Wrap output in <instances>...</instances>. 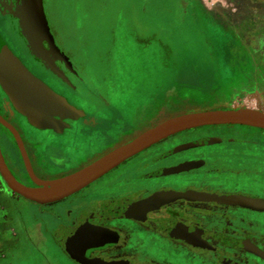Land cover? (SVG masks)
Returning <instances> with one entry per match:
<instances>
[{"label":"flooded vegetation","instance_id":"af4514ba","mask_svg":"<svg viewBox=\"0 0 264 264\" xmlns=\"http://www.w3.org/2000/svg\"><path fill=\"white\" fill-rule=\"evenodd\" d=\"M16 1L0 0V17L9 15L6 6L16 5ZM177 2L183 11H186V7L197 8L196 0H177ZM260 2L264 3V0ZM250 20L255 24L264 22V17H253ZM18 28L21 33L19 21ZM257 29L253 31V39H264V30L261 32ZM5 34L0 20V52L5 47L13 51ZM23 38L27 45L24 36ZM247 40L248 37L246 42L249 46L250 42ZM224 44L227 45L225 42L222 45ZM227 47L231 52L229 45ZM251 50L264 51V42L258 45L256 43V47L253 46ZM16 55L33 74L65 95L71 103L78 105L67 92L71 88L79 91L84 83L83 77L78 70L74 71L65 59L51 56L63 74L61 76L36 56H27V59L25 56ZM209 57L215 59L214 56ZM227 60L230 63V56L220 59L221 65L226 64ZM226 72L215 69L212 78L211 75L208 78V84L207 81L200 80L197 86L196 84H185V86L191 88L216 86L230 78L231 74ZM113 110L115 112H112V118L94 113L76 120L58 118L62 124L56 128L39 127L20 112L0 83V117L5 121L0 120V147L9 170L19 182L27 186H38L39 181L67 175L86 166L119 143L133 139L132 137L137 134L136 131L157 119L158 115L155 113L160 109L152 112L148 107L143 109L140 111L141 116L135 119V124L122 123L123 126L118 132L113 130L117 127L120 113L118 109ZM153 114L156 117L153 118ZM194 129L174 134L152 145L80 191L49 204H40L17 192L13 193L0 171V194L13 207L12 218H7L5 209L0 208V221H2L0 228L11 230L13 233L12 225L16 223L15 219L17 221L15 225L19 226L31 222L34 234H39L38 231L43 227L52 234L61 251L75 264L81 263L74 259L63 245V242H70L69 234L62 237L63 242L60 234L67 229H75L78 225H81L83 236L86 238L94 236L89 234L91 227H100L105 231V234L100 235L98 243L83 251L87 258L96 257L106 261L123 260L131 264H219L215 256L220 254L218 260L220 264H225L231 261L227 260L229 253L231 258L235 257L245 264H264V211L261 208L252 209L234 206L228 202L220 203L219 199L223 194L239 195L243 189L236 180L226 185L220 180L226 179L222 177L238 176L244 172L257 174L258 171L246 169L244 164L249 158L242 154V148H245L242 144H239L241 148L239 151L234 153L228 151L227 155L225 152L222 154L228 148L224 143L221 154H213L215 152L213 150L208 154L201 153V150L183 152L179 146L180 141L173 140L184 132ZM201 136H217L230 142L232 140L222 133ZM199 158L210 159L203 169L206 173L207 171L219 173L218 181L201 182L198 168L194 171L181 172L180 162L184 159ZM221 159L226 160L228 164ZM253 161L254 165L258 159L255 158ZM229 164L239 167L232 168ZM205 172L203 174H206ZM160 192L166 195L177 193L180 195L165 196L161 201L148 206L140 204ZM250 196L258 197V192L252 191ZM14 200L15 202L25 200L31 205L29 220L24 218L23 210ZM46 217L52 219L50 224ZM139 233H141L140 239L137 236ZM145 239L154 243L155 252L143 246ZM254 241L255 252L250 246ZM165 249L180 255L181 261H174L168 256L159 257ZM224 249L229 252H225Z\"/></svg>","mask_w":264,"mask_h":264},{"label":"rangeland","instance_id":"374dc122","mask_svg":"<svg viewBox=\"0 0 264 264\" xmlns=\"http://www.w3.org/2000/svg\"><path fill=\"white\" fill-rule=\"evenodd\" d=\"M196 1L197 8L194 9L199 10L195 11L198 21L191 11L185 14L176 0H44V5L52 25L58 24V17L68 20V23L77 22L74 38L67 42L66 47L72 56H83L90 83L98 84L109 100L121 108L123 119L133 121L139 118L142 107L148 104L151 109L162 107L155 113L157 119L136 131V137L150 127L184 113L244 108L264 111V51L251 50L256 43L264 42L261 38L253 39V31L258 28L262 32L264 22L253 24L250 20L264 17V3L260 2L262 0ZM18 3L17 0L16 5L8 4L9 15L1 16L0 20L5 37L15 52L12 53L27 58L32 54L19 32ZM201 22L208 25V31ZM224 42L231 50L230 63L227 60L232 69L230 78L216 86H185L184 81H192L197 86L203 79L201 74H209L208 70L212 68H223L220 59H224L227 53L220 46ZM0 83L9 95L1 79ZM87 90L81 89L84 93L81 100L70 90L67 93L83 105L95 106L97 101ZM108 111L110 115L115 112L113 109ZM103 113L105 110L99 108V115ZM156 115L153 114V118ZM121 125H117L113 132H118ZM216 133L226 134L231 142L217 136H201ZM173 141H180L183 152L201 150L206 154L211 153L210 150L215 151L213 154H221L224 143L228 148L222 154L225 152L226 155L228 151H239V144H242L245 147L242 154L249 158L244 164L246 169L257 170L258 173L244 172L238 176L222 177L226 178L220 179L226 185L236 180L244 190L239 195L223 194L219 198L220 203L264 211V130L237 124L206 126L184 132ZM255 158L258 162L253 165ZM208 161L210 159H184L179 165L184 173L198 168L200 181L213 183L220 176L219 173L204 171ZM221 161L227 163L226 160ZM230 167L239 166L232 164ZM255 190L258 197L250 196ZM21 202L23 210L28 207L25 200ZM47 220L49 224L52 221L50 218ZM38 232L31 239L33 243L25 238L13 243L15 236L12 231L0 228V264H75L61 251L49 231L42 227ZM139 235L141 233L138 238ZM143 246L151 252L156 250L154 243L147 239ZM250 246L255 252V241ZM219 255L215 260L220 264ZM164 256L181 261L180 255L168 249L159 254V257ZM227 256V260L232 262L225 264H245L231 258L229 253Z\"/></svg>","mask_w":264,"mask_h":264},{"label":"water","instance_id":"95a60500","mask_svg":"<svg viewBox=\"0 0 264 264\" xmlns=\"http://www.w3.org/2000/svg\"><path fill=\"white\" fill-rule=\"evenodd\" d=\"M18 2L16 15L19 19V27L32 54L43 60L54 72L63 76L51 57L64 55L51 33L43 0H18ZM0 64V79L17 107L39 115L64 108V99L28 71L7 47L1 49ZM0 120L5 122L1 117ZM236 124L264 129V111L251 108L212 109L174 116L150 127L130 141L114 147L86 166L52 180L39 181L38 186L24 185L15 178L5 162L0 147V171L13 191L37 203L49 204L80 191L127 159L174 134L203 126ZM13 130L18 136L16 130L14 128ZM176 195L180 193L166 195L160 192L140 204L148 206L161 201L165 196ZM90 229L89 234H93V238L83 236L81 225L61 232V240L64 235L69 234L70 242L64 243L63 240L62 242L74 259L81 264H131L123 260L106 261L96 257H85L83 251L98 243L100 235L105 234L104 229L100 227Z\"/></svg>","mask_w":264,"mask_h":264},{"label":"crops","instance_id":"0c3cea01","mask_svg":"<svg viewBox=\"0 0 264 264\" xmlns=\"http://www.w3.org/2000/svg\"><path fill=\"white\" fill-rule=\"evenodd\" d=\"M43 3H44V0H43ZM177 4H178V2H177ZM44 9H45V5H44ZM188 9L186 7V11H183V12L186 14L188 11H191V14L194 15L195 19L197 20V15L198 14H197V12H195L196 10L194 8H188ZM45 13H46L48 24H49L51 33L53 34L55 43L59 47L61 53L64 55V56H60V57L62 59H65L70 64L71 68L74 71L78 70V72L83 77V82L84 83H83V86L79 89V91H75L73 88H71V89H69L70 92H72L73 95H76L74 97H78V99L81 100V97L84 96V93L81 91V89L88 88L87 93H88V91L92 92V94L94 95V97H95L97 102H96L95 106L83 105V103L80 102L79 100H74L73 98H71L73 101L77 102V104H78V105H74L73 103H71L69 101V99L65 95L57 92L51 86H49L41 77L36 76L35 74H33L26 67V65L23 63V61L18 56L15 55V57L17 59H19V61L26 67V69L28 71H30L39 81H41L46 86H48L56 95H58L59 97L63 98L64 99V103H65V106H64L63 109L50 110L49 112H46L47 113L46 115H39L38 113L37 114H32V112L31 113L27 112L28 110H26L24 108L21 109V108L18 107L20 112L24 116H26L28 118V120H30L31 122H34L37 126L44 127V128H48V127L49 128H51V127L56 128V126L59 127L62 123L58 120V118H71V119L76 120V119H80V118H83V117H87L89 115H93L94 113H96L95 115H98L97 113H99V108L100 109H104L105 112H106V113H103L100 116H103V117H109L110 116L111 118L113 117V114L111 112V115H110L109 114L110 111H108V109H118L119 113H120V119H119L117 125H119L120 123L121 124L123 123V125H133V124H135L136 123L135 120H133V121L130 120L129 121L128 119H124V120L121 119V118H124V115L122 113L121 108L119 106H117L115 103H113V102H111L109 100V98L105 94L104 90H102V88L99 87L98 84L97 85H92L90 83L89 77H88V75L86 73V61L83 60V56H72L71 55V51L67 49V47H66L67 46V42H69L70 40H72L74 38V34H75L76 30H77V27H76L77 22H73V24L72 23H68V20H63L61 17H58V19H59L58 24L56 23V24L52 25L50 23V21H49V17H48V14L46 12V9H45ZM201 23L204 25V28L207 27L206 30L208 31L209 30L208 29L209 28L208 25L207 24L205 25L203 22H201ZM208 34H209V32H208ZM210 41L215 46L214 42L212 40H210ZM211 42H210V44H211ZM212 44H211V47H212ZM220 47H222V50H224L227 53V56H231V52L228 50L227 45L224 44V45H221ZM28 49H29V47H28ZM29 51L32 54L30 49H29ZM32 56H35V55L32 54ZM214 56H216V54ZM37 58H39V57H37ZM224 66H228V67H224ZM220 69L224 70V73L227 71L226 74H231V66H230L229 63H228V65L224 64L223 68H217L216 70L219 71ZM208 71H210L209 74H204V75L201 74L200 75L203 78L202 80L203 81H207V83H208L209 76L211 75V78H212V76L214 75L215 69L212 68L211 70H208ZM102 80H103V78H102ZM199 82H200V80H199ZM184 83L191 84V85L195 84V83H192V81H188V82L184 81ZM147 107L150 108V109L152 108L151 105H149V104L147 106H143L142 108L146 109ZM154 107H155V108H153L154 111H157L158 109H160V107H157V106H154ZM153 109H151V112H152ZM123 125H121V127ZM13 193H15V191H13ZM14 202H15V200H14ZM15 203L20 205L23 202L16 201ZM20 207H21V205H20ZM0 208L5 209V213L7 214V218H12L13 217V213H12V208L13 207H12V205L9 204L7 200L5 201L1 194H0ZM21 209H22V207H21ZM23 212H24V216H25L24 218L26 220H29L30 214L32 212V207H31V205L29 203H28V207H25ZM14 221L17 223L16 219ZM0 222H2V221H0ZM16 223H14L12 225L13 234L15 236L14 239H13V243H15L16 240H19L20 238H25L29 242L33 243L31 241L32 237L34 236L33 224L31 222H29L28 225L22 224L21 226H19V225H15Z\"/></svg>","mask_w":264,"mask_h":264},{"label":"trees","instance_id":"16d2710c","mask_svg":"<svg viewBox=\"0 0 264 264\" xmlns=\"http://www.w3.org/2000/svg\"><path fill=\"white\" fill-rule=\"evenodd\" d=\"M15 251V250H14ZM14 251H11V252H14Z\"/></svg>","mask_w":264,"mask_h":264}]
</instances>
